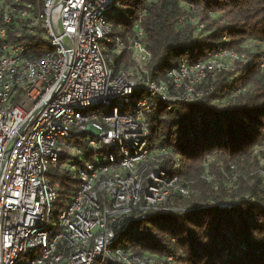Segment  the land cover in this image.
I'll list each match as a JSON object with an SVG mask.
<instances>
[{
    "label": "built area",
    "instance_id": "1",
    "mask_svg": "<svg viewBox=\"0 0 264 264\" xmlns=\"http://www.w3.org/2000/svg\"><path fill=\"white\" fill-rule=\"evenodd\" d=\"M117 1L0 0V264H156L119 243L131 223L165 209L171 191L188 193L164 164L177 168L180 156L155 145L150 119L159 106L168 112L201 99L211 89L203 82L223 70L238 65V77L253 63L264 69L263 57L220 48L181 58L157 82L139 20L112 35ZM125 51L128 64H116ZM64 151L61 166L79 183L53 217L49 170ZM252 156L264 183V137Z\"/></svg>",
    "mask_w": 264,
    "mask_h": 264
},
{
    "label": "trees",
    "instance_id": "2",
    "mask_svg": "<svg viewBox=\"0 0 264 264\" xmlns=\"http://www.w3.org/2000/svg\"><path fill=\"white\" fill-rule=\"evenodd\" d=\"M135 20L151 53L149 76L157 82H167L166 72L181 58L197 61L220 48L264 58V0H118L109 17L112 35L130 33ZM128 57L125 51L114 62L128 64ZM238 69L207 78L203 87L211 89L201 99L168 112L159 106L150 119L155 145L180 156L177 168L168 158L164 164L188 193L171 191L165 209L130 224L119 243L134 254H152L156 264H264V183L252 156L264 137V69L253 63L236 77ZM239 87L245 89L236 93ZM66 158L64 151L49 170L58 191L53 217L78 188V179L61 166ZM228 200L238 204L210 205ZM167 255L171 261L161 259Z\"/></svg>",
    "mask_w": 264,
    "mask_h": 264
},
{
    "label": "rangeland",
    "instance_id": "3",
    "mask_svg": "<svg viewBox=\"0 0 264 264\" xmlns=\"http://www.w3.org/2000/svg\"><path fill=\"white\" fill-rule=\"evenodd\" d=\"M210 14V13H209ZM214 15V14H213ZM216 15H214V17H215ZM101 51H102V53H103V55H105V58L107 59V50L104 48V45L102 44L101 45ZM108 63L110 64V61H108Z\"/></svg>",
    "mask_w": 264,
    "mask_h": 264
}]
</instances>
